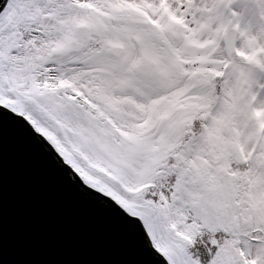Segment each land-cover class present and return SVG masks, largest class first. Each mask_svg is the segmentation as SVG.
Masks as SVG:
<instances>
[{
	"label": "snow or ice",
	"instance_id": "6c2138e0",
	"mask_svg": "<svg viewBox=\"0 0 264 264\" xmlns=\"http://www.w3.org/2000/svg\"><path fill=\"white\" fill-rule=\"evenodd\" d=\"M247 3L0 0V107L157 264H264V28Z\"/></svg>",
	"mask_w": 264,
	"mask_h": 264
},
{
	"label": "water",
	"instance_id": "95a60500",
	"mask_svg": "<svg viewBox=\"0 0 264 264\" xmlns=\"http://www.w3.org/2000/svg\"><path fill=\"white\" fill-rule=\"evenodd\" d=\"M70 173L0 107V264H157L132 218Z\"/></svg>",
	"mask_w": 264,
	"mask_h": 264
},
{
	"label": "rangeland",
	"instance_id": "374dc122",
	"mask_svg": "<svg viewBox=\"0 0 264 264\" xmlns=\"http://www.w3.org/2000/svg\"><path fill=\"white\" fill-rule=\"evenodd\" d=\"M237 7H247L248 8V12H247V16H246V22H248L250 24L251 30L253 33L259 32L260 29L264 28V19H261V10L259 8V6H257L256 4L252 3L251 0H249V3H247L246 5L244 4H240L237 5ZM75 55H79V53H76ZM78 69L82 66H77ZM5 106H3V108H5L7 111L11 112L12 114H14L12 111H10L9 109L11 107H13V102L10 100H6L4 101ZM15 115V114H14ZM26 123L28 124V122L26 121ZM29 127L33 130L32 126L30 124H28ZM34 131V130H33ZM35 132V131H34ZM69 136L72 135L71 132L68 133ZM43 140L44 138L42 136H40ZM47 144L48 142L46 140H44ZM50 145V144H49ZM51 146V145H50ZM52 148V146H51ZM54 150V149H53ZM55 151V150H54ZM62 160V159H61ZM63 161V160H62ZM85 164H89V161L85 160L84 161ZM105 175L104 173H100V176ZM79 178V180L84 184V182L80 179L79 176H77ZM86 187H88L86 184H84ZM89 188V187H88ZM91 190H94L92 188H90ZM99 193V192H98ZM101 194V193H99ZM102 195V194H101ZM112 201V200H111ZM113 202V201H112ZM154 250V249H153ZM155 251V250H154ZM158 254V253H157ZM159 255V254H158ZM162 258V257H161ZM163 259V258H162ZM165 263L167 264V262L165 261Z\"/></svg>",
	"mask_w": 264,
	"mask_h": 264
}]
</instances>
